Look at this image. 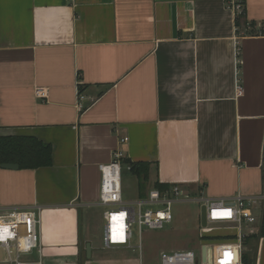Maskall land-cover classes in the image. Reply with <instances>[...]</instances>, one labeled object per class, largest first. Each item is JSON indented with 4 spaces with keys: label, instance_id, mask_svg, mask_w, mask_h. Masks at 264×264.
<instances>
[{
    "label": "crops",
    "instance_id": "crops-1",
    "mask_svg": "<svg viewBox=\"0 0 264 264\" xmlns=\"http://www.w3.org/2000/svg\"><path fill=\"white\" fill-rule=\"evenodd\" d=\"M245 1L249 35L229 0H0V137L53 150L50 167L0 166V211L40 208L47 264H142L122 255L134 249L100 254L83 234L85 210L104 221L99 166L116 151L151 165L152 188L225 201L261 193L264 0ZM255 212L244 253L264 264V205ZM234 239L208 240L204 264Z\"/></svg>",
    "mask_w": 264,
    "mask_h": 264
},
{
    "label": "built area",
    "instance_id": "built-area-1",
    "mask_svg": "<svg viewBox=\"0 0 264 264\" xmlns=\"http://www.w3.org/2000/svg\"><path fill=\"white\" fill-rule=\"evenodd\" d=\"M228 8L235 13V17L245 16V0H229ZM248 25V30H251ZM258 35H264V23L257 28ZM240 93H242L239 87ZM36 97L45 99L47 93L37 89ZM79 110H84L83 96L78 93ZM125 138L121 143L127 142ZM122 151L114 153L110 164L99 166L101 173V187L99 205L104 208V236L105 249H134L142 254V235L145 231L162 230L174 221L172 206L176 203L190 201L179 185H171L166 191L152 188L145 198L136 201H124L122 187ZM130 170V167H128ZM262 191L257 196H237L232 201L195 199L200 205L207 206L209 225H222L234 231L235 241L217 248L218 264H243L245 252L244 242L247 234L243 228L257 224L259 218L255 210L264 205V159L261 166ZM40 208L13 207L0 211V263L30 264L23 259L31 256L34 251L39 254L42 264L40 242ZM138 237V243L134 241ZM202 251V250H201ZM199 255L194 250H180L161 252L160 264H204L202 252ZM2 253L5 258H2Z\"/></svg>",
    "mask_w": 264,
    "mask_h": 264
},
{
    "label": "rangeland",
    "instance_id": "rangeland-1",
    "mask_svg": "<svg viewBox=\"0 0 264 264\" xmlns=\"http://www.w3.org/2000/svg\"><path fill=\"white\" fill-rule=\"evenodd\" d=\"M122 187L124 201H135L138 198L136 184L126 166H122ZM151 188V183H149L147 190L149 191ZM183 198L190 201L176 203L172 206V214L174 218L172 224L165 226L162 230L145 231L143 233L141 239L143 247L142 256H140L138 250L125 251L122 255L128 258L141 259L142 264H160L161 252L194 250L196 254L199 255L200 247L208 242L206 238H209V240L210 238H221L233 233L229 227L222 225H209L207 229H203L200 225L201 205L198 202L193 201L197 199V197L184 196ZM84 214L86 221L88 220L87 218H89V222L87 221L86 225L89 224L91 226V231H83L84 238L86 239L89 236L93 248L97 252H100V254L108 253L106 249H103L104 221L97 216L95 211L87 212L85 210ZM243 232L248 233L247 227L243 228ZM134 243L135 245L138 243L137 236ZM84 248L83 244L81 254L82 260L85 259ZM104 250L105 252H103ZM2 258H5L3 253ZM23 260L26 262H37L39 261V254L37 251H34L31 256L26 257ZM41 260L43 264H47L46 260ZM56 264L59 263L56 262Z\"/></svg>",
    "mask_w": 264,
    "mask_h": 264
},
{
    "label": "trees",
    "instance_id": "trees-1",
    "mask_svg": "<svg viewBox=\"0 0 264 264\" xmlns=\"http://www.w3.org/2000/svg\"><path fill=\"white\" fill-rule=\"evenodd\" d=\"M253 29V26L249 24ZM236 26L238 33L247 29V22L244 15L236 18ZM255 33L245 31L244 34L249 35ZM256 34H258L256 32ZM53 163V150L51 145L45 144L31 137H0V166L3 164H16L22 170H35L39 168L50 167ZM130 167V173L138 180L140 197H145L150 180V164L146 162L131 163L127 160L122 161ZM154 188L160 191H166L169 186H163L159 183L154 184ZM264 230V221H263ZM264 233V231H263ZM254 237H246L245 243ZM219 239V238H215ZM209 240V238H206ZM212 240V239H210ZM243 264H254V258L244 254Z\"/></svg>",
    "mask_w": 264,
    "mask_h": 264
},
{
    "label": "water",
    "instance_id": "water-1",
    "mask_svg": "<svg viewBox=\"0 0 264 264\" xmlns=\"http://www.w3.org/2000/svg\"><path fill=\"white\" fill-rule=\"evenodd\" d=\"M2 169H7V170H18L19 166L16 164H3L1 165ZM200 225L203 229H207L209 224H208V219H207V206L205 204L200 206ZM87 252H90V246H87ZM202 261L205 263L206 262V246L202 247Z\"/></svg>",
    "mask_w": 264,
    "mask_h": 264
}]
</instances>
